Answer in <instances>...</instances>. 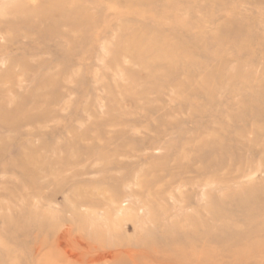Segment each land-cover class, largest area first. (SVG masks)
Masks as SVG:
<instances>
[{
	"label": "rangeland",
	"instance_id": "374dc122",
	"mask_svg": "<svg viewBox=\"0 0 264 264\" xmlns=\"http://www.w3.org/2000/svg\"><path fill=\"white\" fill-rule=\"evenodd\" d=\"M0 264H264V0H0Z\"/></svg>",
	"mask_w": 264,
	"mask_h": 264
},
{
	"label": "bare ground",
	"instance_id": "6f19581e",
	"mask_svg": "<svg viewBox=\"0 0 264 264\" xmlns=\"http://www.w3.org/2000/svg\"><path fill=\"white\" fill-rule=\"evenodd\" d=\"M256 199V196H250V197H247V198H244V199H242L241 200V203H240V205L241 206H247L248 205V203H250V201H254ZM243 206V207H244Z\"/></svg>",
	"mask_w": 264,
	"mask_h": 264
}]
</instances>
